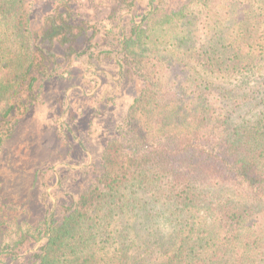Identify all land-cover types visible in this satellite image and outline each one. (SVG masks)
I'll return each mask as SVG.
<instances>
[{"label": "trees", "instance_id": "obj_1", "mask_svg": "<svg viewBox=\"0 0 264 264\" xmlns=\"http://www.w3.org/2000/svg\"><path fill=\"white\" fill-rule=\"evenodd\" d=\"M155 1L130 30L109 17L107 52L68 5L39 34L36 0H0V146L57 48L144 84L31 264H264V0Z\"/></svg>", "mask_w": 264, "mask_h": 264}, {"label": "rangeland", "instance_id": "obj_2", "mask_svg": "<svg viewBox=\"0 0 264 264\" xmlns=\"http://www.w3.org/2000/svg\"><path fill=\"white\" fill-rule=\"evenodd\" d=\"M127 1L132 8L122 5L126 0H36L33 29L41 34L47 17L66 14L68 5L75 21L102 30L100 49L112 52L109 17L124 11L129 29L149 8V0ZM188 1L163 0V10L178 11ZM54 53L55 77L39 81L0 146V264H31L46 240V224L60 221L99 175L106 142L144 86L129 73L120 75L113 55L91 67L58 48ZM178 75L173 69L167 79L172 84Z\"/></svg>", "mask_w": 264, "mask_h": 264}]
</instances>
